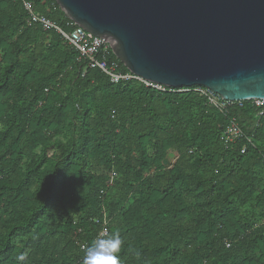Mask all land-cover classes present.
<instances>
[{
  "label": "trees",
  "instance_id": "obj_1",
  "mask_svg": "<svg viewBox=\"0 0 264 264\" xmlns=\"http://www.w3.org/2000/svg\"><path fill=\"white\" fill-rule=\"evenodd\" d=\"M22 1L71 30L0 0V264H83L102 230L121 264H264V107L113 84Z\"/></svg>",
  "mask_w": 264,
  "mask_h": 264
},
{
  "label": "water",
  "instance_id": "obj_2",
  "mask_svg": "<svg viewBox=\"0 0 264 264\" xmlns=\"http://www.w3.org/2000/svg\"><path fill=\"white\" fill-rule=\"evenodd\" d=\"M54 1L148 82L264 99V0Z\"/></svg>",
  "mask_w": 264,
  "mask_h": 264
},
{
  "label": "built area",
  "instance_id": "obj_3",
  "mask_svg": "<svg viewBox=\"0 0 264 264\" xmlns=\"http://www.w3.org/2000/svg\"><path fill=\"white\" fill-rule=\"evenodd\" d=\"M23 8L27 14L26 24L28 26L32 24H37L41 27L43 31H56L59 33L63 40L75 49L78 53L79 59L85 62V69L86 68H97L109 78V81L113 84L119 82H128L131 80H136L143 83L145 86L150 87L159 92L165 91H173L172 88H168L162 85H158L155 83L148 82L139 76L134 75L133 73L129 72H121L118 69V64L116 62L108 64L106 61V57L108 56L109 52H111L110 45L107 41L103 38L93 35L92 33L84 30L83 28L74 25L71 21H69L66 25L71 27L70 32L66 33L61 28L56 26L51 20L45 18L44 16L38 15L34 13L32 10V5L29 2L22 1ZM189 90H193L202 94L208 104L218 111L224 113L233 105L238 107L242 106L243 102L245 101H229L223 99L219 94L213 92L208 87L202 86H195L191 88H180L179 90H174L178 92H186ZM253 106L260 108L264 107V99H253L250 101ZM260 115L262 112L259 113ZM242 137V133L236 123L234 121H230L228 125H226L225 129L222 131L220 138L223 142L228 145L233 143L237 139ZM245 145L240 148V153H244ZM106 235V230H102L96 237H104ZM229 246V244H226ZM80 249L83 251V258L85 251L87 249L86 246H80Z\"/></svg>",
  "mask_w": 264,
  "mask_h": 264
},
{
  "label": "clouds",
  "instance_id": "obj_4",
  "mask_svg": "<svg viewBox=\"0 0 264 264\" xmlns=\"http://www.w3.org/2000/svg\"><path fill=\"white\" fill-rule=\"evenodd\" d=\"M123 241L119 234L98 237L85 251L83 264H121L119 253ZM23 260V256L18 258Z\"/></svg>",
  "mask_w": 264,
  "mask_h": 264
},
{
  "label": "rangeland",
  "instance_id": "obj_5",
  "mask_svg": "<svg viewBox=\"0 0 264 264\" xmlns=\"http://www.w3.org/2000/svg\"><path fill=\"white\" fill-rule=\"evenodd\" d=\"M169 161V160H168Z\"/></svg>",
  "mask_w": 264,
  "mask_h": 264
}]
</instances>
